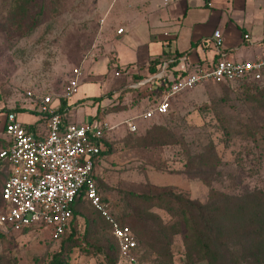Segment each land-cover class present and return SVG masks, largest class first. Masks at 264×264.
<instances>
[{"label":"rangeland","instance_id":"374dc122","mask_svg":"<svg viewBox=\"0 0 264 264\" xmlns=\"http://www.w3.org/2000/svg\"><path fill=\"white\" fill-rule=\"evenodd\" d=\"M96 6L97 0H31L26 18L16 23L12 0H0V149L6 143L1 133L6 111L28 107L42 95L60 97L73 69L81 70L83 56L103 55L104 17ZM99 61L105 67V58ZM83 67L86 83L70 98L83 99L74 108L77 120L98 107L89 99L94 88L88 79L100 82L101 92L106 84L123 79L109 69L104 81L102 74L93 71L91 76L87 65ZM161 93L155 88L133 93L127 98L133 115ZM123 101L120 94L116 104L105 110H119ZM114 141L101 154L108 157L97 177L99 193L115 218L131 227L141 260L264 264V254L255 262L234 241L220 246L216 259L197 255L186 246L184 229L178 232L175 227L177 214L127 196L170 192L205 203L212 190L234 195L259 192L264 201V80L196 85L172 98L168 114L141 120L136 131L123 132ZM59 249L64 250L66 264H128L117 250L109 224L86 200L76 206V217L61 239L41 228L1 240L0 264H49Z\"/></svg>","mask_w":264,"mask_h":264},{"label":"crops","instance_id":"0c3cea01","mask_svg":"<svg viewBox=\"0 0 264 264\" xmlns=\"http://www.w3.org/2000/svg\"><path fill=\"white\" fill-rule=\"evenodd\" d=\"M96 8L104 17L101 22L104 53L96 59L83 56L78 75L79 85L86 83L83 65H87L91 76L93 71L102 74L104 81L107 80L109 69H112L114 77L122 76L123 79L106 84L103 92L98 89L100 82L88 79L87 83L94 88L88 95L89 99L93 105L98 103V107L95 106L92 113L83 120H77L74 116V108L83 99L71 101L73 95L65 97L62 94L57 98L46 95L53 98V104L63 114L65 123L80 124L96 118L114 126L102 138L103 152L110 149L116 136L122 135L123 132L136 131L138 122L143 120L138 118V115L145 108L133 115L127 98L133 97L139 91L156 89L158 85L162 86L161 82H170L198 67L214 64L217 59L213 48L215 30L221 33L222 47L228 59L255 60L264 54V0H97ZM120 27L123 32L118 34L116 30ZM245 34L248 35L247 39L244 38ZM103 57L105 67L100 66L102 63L98 62V59ZM155 59L159 64L157 63L153 73L150 70L151 61ZM162 64H165L166 69L164 79L160 80L156 75L161 72ZM116 69L118 75H115ZM69 74L68 77L71 76V73ZM160 91L162 93L154 97L152 104L154 100L162 98L164 88L158 90ZM120 94H124L125 100L120 103L121 108L106 111V107L116 104V98ZM42 96L28 107L15 108L22 109L21 112L15 109L5 112H14L25 129L41 139L45 138L48 132L46 119L37 111ZM174 96L170 99V106ZM60 99L64 100V104H61ZM103 101H106V104L101 106ZM4 116L1 133L8 143L3 133ZM158 116L164 115L156 114L154 117ZM128 119L134 123L135 130H130L128 124L123 123ZM111 155L114 156V153ZM106 157L108 156L99 155L96 159V178ZM0 162L2 185L9 174V167L3 160Z\"/></svg>","mask_w":264,"mask_h":264},{"label":"built area","instance_id":"2783aa9c","mask_svg":"<svg viewBox=\"0 0 264 264\" xmlns=\"http://www.w3.org/2000/svg\"><path fill=\"white\" fill-rule=\"evenodd\" d=\"M118 34L123 32L120 27ZM247 39L248 35L245 34ZM219 30L213 32V48L217 59L211 66L198 67L169 82L162 98L145 108L138 118H153L169 112L172 96L203 83L227 84L264 78V54L255 60H232L226 57ZM165 64L156 77L164 79ZM78 68L67 82L63 96L70 97L78 89ZM118 75V72H115ZM32 95L31 92H27ZM39 115L46 119L47 135L37 138L17 120L14 112L4 116L3 133L8 146L0 149V160L6 162L9 174L1 185L0 233L45 229L58 239L72 221V205L81 190L85 199L111 226L119 253L128 264H151L137 255L138 245L128 224L120 223L104 203L96 185L95 162L101 152L105 133L113 129L106 121L93 118L84 123H65L64 116L45 95L37 105ZM131 119L130 130H135Z\"/></svg>","mask_w":264,"mask_h":264},{"label":"trees","instance_id":"16d2710c","mask_svg":"<svg viewBox=\"0 0 264 264\" xmlns=\"http://www.w3.org/2000/svg\"><path fill=\"white\" fill-rule=\"evenodd\" d=\"M30 2L31 0H12V19L16 23H20L26 18ZM157 63L159 64V61L156 59L151 61V72L155 73L154 68ZM240 82L249 84L259 83L248 80H242ZM167 83L169 84V82ZM162 88L165 89L166 86L158 85L156 87L157 90H161ZM60 100L61 104H64V100ZM61 109L62 107L59 110ZM15 111L21 112L23 110L15 109ZM8 144L5 143L3 148H6ZM102 153L103 151L99 155ZM95 182L98 187L97 178H95ZM259 194V192H250L242 195H234L218 193L211 190L208 200L205 203L187 199L179 194H172L170 192H162L156 195L130 192L127 193V196L131 201L147 206L167 208L172 213L177 214L178 221L175 227H177L178 232L184 229L183 236L186 246L197 255H201L207 259L209 256L210 258L216 259V254L220 246L227 247V242L234 241L242 246L241 250L245 256H253L256 262L258 260L256 256L264 254V201ZM82 200H86L83 190L76 196L72 205L73 214L71 223L76 217V206ZM175 207L176 209H174ZM68 230L69 228L58 239H61ZM31 231L35 230L30 229L0 233V241L8 238L12 233ZM110 232L119 251L118 242L112 233L111 226ZM231 259H234V257ZM49 264H66L64 250L59 249V251L55 252Z\"/></svg>","mask_w":264,"mask_h":264}]
</instances>
